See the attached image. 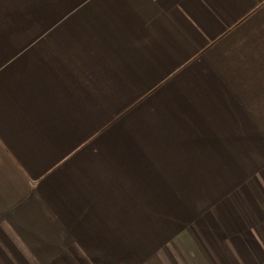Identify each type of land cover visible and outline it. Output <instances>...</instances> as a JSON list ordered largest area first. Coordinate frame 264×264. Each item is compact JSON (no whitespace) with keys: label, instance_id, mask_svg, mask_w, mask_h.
Segmentation results:
<instances>
[{"label":"crops","instance_id":"crops-1","mask_svg":"<svg viewBox=\"0 0 264 264\" xmlns=\"http://www.w3.org/2000/svg\"><path fill=\"white\" fill-rule=\"evenodd\" d=\"M0 264H264V0H0Z\"/></svg>","mask_w":264,"mask_h":264}]
</instances>
